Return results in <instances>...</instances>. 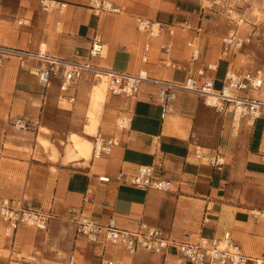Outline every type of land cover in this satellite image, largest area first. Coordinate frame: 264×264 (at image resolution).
I'll list each match as a JSON object with an SVG mask.
<instances>
[{"label":"crops","instance_id":"crops-1","mask_svg":"<svg viewBox=\"0 0 264 264\" xmlns=\"http://www.w3.org/2000/svg\"><path fill=\"white\" fill-rule=\"evenodd\" d=\"M41 1L0 0L1 45L85 62L98 33L104 52L90 60L96 66L117 72L147 70L158 79L184 80V71L165 67L168 59L195 70L216 64L217 84L224 78L219 73L224 68L225 75L228 58L222 53V42H213L215 35L206 31L197 11L175 12L160 7L158 0L150 1L157 9L146 16L158 21L159 12H164L160 22L174 29L172 36L164 32L151 39L137 30L136 19L141 16L131 14L139 13L143 2L111 0L122 14L97 17L89 10L91 0H59L67 3L64 13L44 12ZM20 21L27 24L20 25ZM58 22L60 30H56ZM170 42L173 47L166 54L161 45ZM146 44L152 46L147 63L142 60ZM194 48L200 50L196 62L192 61ZM232 57L231 66L237 72L263 71L237 69ZM28 65L20 68L12 58L0 66V203L31 205L52 216L47 230L21 226L11 236L5 235L0 221V264H67L73 254L79 264H99L95 246L77 236L68 224L69 209L82 206L87 189L92 202L87 213L102 223L114 218L120 228L134 230L143 221L181 242L221 237L228 231L246 256L264 260V219L254 215L264 211V165L260 161L264 117L253 125L243 121L234 137L229 116L207 107L199 96L181 93L172 112L163 118L160 86L145 83L136 97L108 92L94 135L86 131L94 93L91 75L85 74L75 102L69 103L60 98L58 80L53 79L45 89L30 74L29 68L36 63ZM244 94L264 100V88ZM120 115L132 118L131 131L116 128ZM20 118L29 121L27 130L13 126ZM97 134L117 139L112 154L101 159H93L92 152L88 159L77 157L72 137L90 142L93 150ZM194 142L206 153L219 150L224 166L214 168L196 159ZM152 164L160 176L172 181V190L143 191L116 181L121 172L130 174L137 166ZM101 177L109 181L102 182ZM105 258L116 264H192L172 247L163 254L140 251L130 256L109 246Z\"/></svg>","mask_w":264,"mask_h":264},{"label":"built area","instance_id":"built-area-1","mask_svg":"<svg viewBox=\"0 0 264 264\" xmlns=\"http://www.w3.org/2000/svg\"><path fill=\"white\" fill-rule=\"evenodd\" d=\"M241 1V0H240ZM248 2L249 0H243ZM89 10L97 17L106 14H121L122 9L111 0H91ZM41 9L46 13H64L67 3L59 0H42ZM202 12L199 13L201 18ZM227 18L237 27L246 25L245 15L238 12L236 6H231L226 11ZM137 30L151 39L160 38L164 32L170 36L174 29L160 21L138 17L136 19ZM20 25L27 22L20 21ZM61 23L56 24V30H60ZM185 29V28H184ZM198 28V32H201ZM252 35L240 36L232 31L221 37L222 53L226 57L228 67L224 78L217 88L215 76L218 66L209 64L207 67L195 70L192 66H183L171 60H165V67L174 71H184V80H163L152 77L147 70L137 73L117 72L115 70L99 67L90 62L91 59L103 56L104 42L102 36L95 34L89 49V58L85 62H70L62 58L48 56L44 53H33L28 50L11 48L0 44V66L7 59H16L20 68L29 67L30 62H35L29 68L30 74L36 76L39 83L45 89L52 85L53 79L59 81L60 98L74 103L77 97L78 85L84 79L85 74H90L93 82H100L105 76L107 90L115 96L136 97L143 84H156L160 86L158 93L159 105L162 109V117L170 114L173 105L181 93H190L203 99L207 107L213 108L224 116L231 118V128L234 137H237L243 121L253 125L264 117V100L249 97L246 91H260L264 88V71L240 73L231 66V56L239 52L244 46L250 44ZM173 43L161 45V50L168 54ZM151 44H146L142 60L149 61ZM200 56V50L194 48L192 61L196 62ZM13 126L17 130H27L29 121L15 119ZM116 128L119 131H131L132 118L120 115L116 119ZM193 138L195 136H192ZM118 145L114 137H105L97 134L93 137V159H101L112 154ZM194 155L198 160L208 162L214 168H221L225 161L219 150L204 152L197 143H193ZM160 151V147L157 148ZM264 165V154L260 156ZM100 181L108 182L109 178L101 177ZM118 183L129 185L143 191L156 190L167 192L173 189L171 180L158 174L157 168L152 165H140L132 173L121 172L117 177ZM91 190L87 189L83 197V204L79 208L69 209L70 218L68 224L75 234L87 243L95 246L99 257V264H116L113 260L105 258L106 249L109 246L124 250L128 255L134 256L140 251L153 254H163L169 248H174L181 258L192 264H264L263 259L246 256L240 246L232 239L230 232H225L221 237H202L196 242H181L167 237L164 230L150 227L140 221L134 230L120 228L114 218L102 223L87 211L92 204L90 200ZM254 215L264 219V211H255ZM52 214L45 210L34 208L31 205L14 206L9 201L0 203V221L5 225V235L11 236L21 226L47 230L48 222ZM67 264H79L76 255H71Z\"/></svg>","mask_w":264,"mask_h":264},{"label":"rangeland","instance_id":"rangeland-1","mask_svg":"<svg viewBox=\"0 0 264 264\" xmlns=\"http://www.w3.org/2000/svg\"><path fill=\"white\" fill-rule=\"evenodd\" d=\"M150 1L152 0H134V2L143 3H141L139 13L131 12V14L152 20L155 19V17L146 16L151 10L157 9L156 6L153 8L150 5ZM158 2L160 7L166 6L174 8L175 12L197 11L198 14L202 12L201 20L205 21L206 31H212L213 35H215L213 38L215 44H221V36L233 30L241 35L251 34V43L233 55L232 61L234 67L240 70L264 71V0H249L248 2H244L243 0H158ZM231 6H236L238 12L245 15L247 19L246 25L237 27L234 23L230 22L227 18L226 11ZM130 7L132 8V4H130ZM163 13L161 11L159 12L156 17L158 21H164ZM223 76L224 68H221L219 78L222 79ZM96 85H98V82H95L93 86L94 93H92V102L89 111V124L86 126V131H92L94 135L98 128V113L101 112L106 102V96L108 95L107 86L104 89ZM220 86L221 84L218 83L217 88ZM72 140L75 149L78 151L77 157H85L88 159L92 152L91 143L79 139L77 136H73Z\"/></svg>","mask_w":264,"mask_h":264},{"label":"bare ground","instance_id":"bare-ground-1","mask_svg":"<svg viewBox=\"0 0 264 264\" xmlns=\"http://www.w3.org/2000/svg\"><path fill=\"white\" fill-rule=\"evenodd\" d=\"M106 81H107V78H106L105 76H103V77H102V80H101V81L98 83V85H96V86H99V87H101V88L106 89V86H107Z\"/></svg>","mask_w":264,"mask_h":264}]
</instances>
